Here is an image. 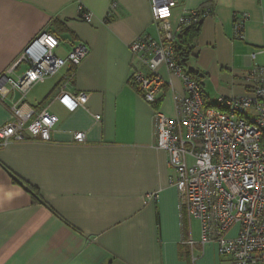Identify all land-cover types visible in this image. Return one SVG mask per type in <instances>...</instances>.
<instances>
[{
	"label": "crops",
	"instance_id": "obj_1",
	"mask_svg": "<svg viewBox=\"0 0 264 264\" xmlns=\"http://www.w3.org/2000/svg\"><path fill=\"white\" fill-rule=\"evenodd\" d=\"M174 1V28L186 10L212 3L188 63L203 77L208 103L245 96L249 73L264 67V0ZM81 8L93 15L90 24ZM240 15L248 20L239 39ZM43 32L58 38L59 58L79 46L88 54L26 98L36 111L58 117L52 141L0 147V264H229L216 244H201L199 222L181 212L170 183L168 155L156 148L155 112L175 118L182 80L160 64L167 85L155 105L131 84L136 71L148 73L132 44L160 36L150 0H0V77ZM29 69L24 62L8 76ZM62 91L86 94V106L69 113L56 101ZM19 98L11 92L0 102V126L11 121ZM79 133L84 144L74 141Z\"/></svg>",
	"mask_w": 264,
	"mask_h": 264
},
{
	"label": "built area",
	"instance_id": "obj_2",
	"mask_svg": "<svg viewBox=\"0 0 264 264\" xmlns=\"http://www.w3.org/2000/svg\"><path fill=\"white\" fill-rule=\"evenodd\" d=\"M150 5L160 36L140 37L132 44L131 53L148 73L136 71L131 84L149 105L156 103L167 85L157 74L160 64L184 84L185 95L176 99L175 118L159 112L154 115L156 148L168 155L174 172L170 183L177 189L181 212L199 222L201 244H216L219 255L228 258L229 264H264V67L249 73L252 88L245 96L221 97L216 104H209L203 80L190 76L175 58L180 34L201 21L200 10H186L174 28V0H150ZM80 10L81 20L90 24L93 15ZM247 20L248 15L234 18L239 39ZM58 46L55 35L43 32L0 77V102L4 103L11 92L20 95L10 107L11 121L0 126V147L52 141L58 117L47 109L36 111L26 98L38 84L57 76L67 63L78 67L88 54L86 46H79L67 59L59 58L54 54ZM251 58L254 60L256 54ZM24 62L30 64L28 71L17 78L8 76ZM56 101L75 113L86 106L88 96L62 91ZM95 120L100 121L101 116ZM74 141L84 144V133L75 135ZM188 245L195 243L191 239Z\"/></svg>",
	"mask_w": 264,
	"mask_h": 264
},
{
	"label": "trees",
	"instance_id": "obj_3",
	"mask_svg": "<svg viewBox=\"0 0 264 264\" xmlns=\"http://www.w3.org/2000/svg\"><path fill=\"white\" fill-rule=\"evenodd\" d=\"M211 7L212 3L209 2L207 4V8L201 9L200 10V16H201V21L198 22L197 24L191 25L187 28H185L182 33L180 34L178 38V42L175 47V58L177 63L193 78L196 80H203V77L200 76L199 74H196L192 70L188 69V63L189 59L191 57L193 47H194V40L197 37L199 31H200V26L203 21V15L209 12V15H211ZM206 18V17H205ZM156 104V103H155ZM154 104V105H155Z\"/></svg>",
	"mask_w": 264,
	"mask_h": 264
},
{
	"label": "rangeland",
	"instance_id": "obj_4",
	"mask_svg": "<svg viewBox=\"0 0 264 264\" xmlns=\"http://www.w3.org/2000/svg\"><path fill=\"white\" fill-rule=\"evenodd\" d=\"M194 226H195V228H197V224H196V223H195V225H194Z\"/></svg>",
	"mask_w": 264,
	"mask_h": 264
}]
</instances>
